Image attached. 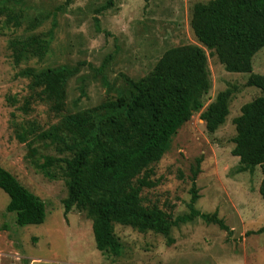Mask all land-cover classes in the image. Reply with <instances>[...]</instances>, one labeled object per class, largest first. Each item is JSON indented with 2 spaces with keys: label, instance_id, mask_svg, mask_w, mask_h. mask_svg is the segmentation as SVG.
Returning <instances> with one entry per match:
<instances>
[{
  "label": "rangeland",
  "instance_id": "obj_1",
  "mask_svg": "<svg viewBox=\"0 0 264 264\" xmlns=\"http://www.w3.org/2000/svg\"><path fill=\"white\" fill-rule=\"evenodd\" d=\"M210 1L113 0L109 10L100 12L108 0H0V6L13 7L22 15L19 28L5 26V18L0 21V166L47 205L43 224L19 226L16 214L7 211L10 198L0 188V264H264V233H256L264 229L262 168L241 173L240 158L233 155L234 119L261 91L248 87L250 74L226 71L211 51L206 50L212 89L205 104L229 90L227 122L211 134L201 119L204 110L196 113L173 138L169 152L153 165L150 180L156 186L145 188L142 198L146 206L160 208L172 220L189 215L194 171L202 159L196 209L203 214L218 212L228 232L197 218L173 227L169 243L164 235L116 225L122 255L104 254L97 249L93 222L86 213L74 209L65 216V180L47 179L32 162L28 146L17 139L20 124L35 123L48 131L62 119L24 72L63 66L78 70L67 84L65 114L95 108L124 92L126 78H146L167 50L198 45L191 27L193 8ZM34 22V34L49 41V50L43 59L17 64L10 43L26 39ZM253 66L255 74H264V48ZM38 149L41 155L59 156L41 143Z\"/></svg>",
  "mask_w": 264,
  "mask_h": 264
},
{
  "label": "trees",
  "instance_id": "obj_2",
  "mask_svg": "<svg viewBox=\"0 0 264 264\" xmlns=\"http://www.w3.org/2000/svg\"><path fill=\"white\" fill-rule=\"evenodd\" d=\"M112 6L113 0H108L100 12ZM2 18L7 27L22 25V15L13 7L1 5L0 21ZM35 22L29 24L26 39L10 43L17 64L28 58L43 59L49 50V41L34 34ZM191 27L198 45L167 50L146 78H126L127 88L115 100L86 111L65 114L67 84L78 70L63 66L24 72L32 80V88L39 90V96L62 119L48 131H41L35 123L20 124L17 139L28 146L32 162L47 179L56 181L61 176L65 180V216L74 209L86 213L93 222L97 249L104 254L122 255L116 225L141 234L164 235L169 243L173 227L197 218L230 231L218 212L203 214L196 209L200 200L196 180L202 159L194 171L189 215L172 220L160 208L146 206L142 198L145 188L156 186L150 180L153 165L169 152L173 138L196 113L204 110L201 119L211 134L227 122L232 97L229 90L205 104L212 89L206 50L217 56L226 71L250 74L248 87L261 91L234 119L237 135L233 155L240 158L241 173L262 168L260 194L264 198V74L253 72L254 58L264 48V0L197 3ZM40 143L54 148L59 156L41 155ZM0 188L8 194L7 211L16 214L19 226L46 221V203L2 166ZM256 233L262 234L264 229Z\"/></svg>",
  "mask_w": 264,
  "mask_h": 264
}]
</instances>
